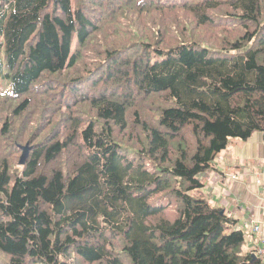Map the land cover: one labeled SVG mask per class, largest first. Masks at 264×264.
<instances>
[{
	"label": "trees",
	"instance_id": "16d2710c",
	"mask_svg": "<svg viewBox=\"0 0 264 264\" xmlns=\"http://www.w3.org/2000/svg\"><path fill=\"white\" fill-rule=\"evenodd\" d=\"M0 77V264H264L201 179L264 137V0H0Z\"/></svg>",
	"mask_w": 264,
	"mask_h": 264
},
{
	"label": "crops",
	"instance_id": "0c3cea01",
	"mask_svg": "<svg viewBox=\"0 0 264 264\" xmlns=\"http://www.w3.org/2000/svg\"><path fill=\"white\" fill-rule=\"evenodd\" d=\"M215 169L201 176L205 197L236 219L244 229L246 252H255L264 239V137L255 131L247 140L232 137L214 160ZM259 225L260 230H254Z\"/></svg>",
	"mask_w": 264,
	"mask_h": 264
},
{
	"label": "rangeland",
	"instance_id": "374dc122",
	"mask_svg": "<svg viewBox=\"0 0 264 264\" xmlns=\"http://www.w3.org/2000/svg\"><path fill=\"white\" fill-rule=\"evenodd\" d=\"M169 18H172L171 15H169ZM176 21L172 20V19H169L167 21H163L161 20L160 18H155L154 16L152 17H146L144 19H139L137 17L135 18H131L130 15H127L126 16V19L124 21H122V24H121V28L123 29L124 27L125 30H122L123 31V34H121V37L118 36L120 42L123 41V38H130L132 36V34L134 33V30L137 29L138 25L141 24L142 26H144L145 28L149 29L152 31V33L154 34H148L142 38L146 39V40H149V42H154L156 41V35H155V31L154 29L156 28L155 25L157 23H161L163 24L164 27H169V26H172L175 24ZM137 34V33H136ZM167 36H169L168 34H166ZM170 37V36H169ZM95 58H101L100 57H96ZM11 91V82L10 80L8 79H3L2 77H0V94H3V93H9ZM135 102H138L139 101V97L136 95L135 96ZM164 99L160 96L159 98L155 99V102H158V101H163ZM147 103H153L152 100L149 99V101H147ZM166 103V102H165ZM156 107H159V105L155 106ZM81 108L89 111L91 114H93L92 111H94V109H91L90 106L86 105V106H82ZM137 108V105H133L132 109H131V112L129 114L130 118L131 119H135L134 118V110ZM138 108H140V106H138ZM140 114L138 116V118L141 120V121H144V120H148V121H152V119L155 117L156 115V112L154 110H152V108H147V107H141L140 109ZM85 115V114H83ZM133 116V117H131ZM136 127L137 130L141 131L142 130V127L141 126H134ZM125 133H130V130H128L127 132ZM135 138H136V132L134 134ZM203 191H205V189H203ZM165 216L169 219H173L177 216V213H176V208L174 206H171L169 207L167 210H166V214ZM2 259V256L0 255V260Z\"/></svg>",
	"mask_w": 264,
	"mask_h": 264
},
{
	"label": "built area",
	"instance_id": "2783aa9c",
	"mask_svg": "<svg viewBox=\"0 0 264 264\" xmlns=\"http://www.w3.org/2000/svg\"><path fill=\"white\" fill-rule=\"evenodd\" d=\"M253 229L254 230H260V226L259 225H253ZM255 252H256L257 256L260 257L264 261V239H262V241L260 242V245L257 247Z\"/></svg>",
	"mask_w": 264,
	"mask_h": 264
},
{
	"label": "water",
	"instance_id": "95a60500",
	"mask_svg": "<svg viewBox=\"0 0 264 264\" xmlns=\"http://www.w3.org/2000/svg\"><path fill=\"white\" fill-rule=\"evenodd\" d=\"M22 155H21V159H20V164H24L25 163V160L27 159V156L29 154V150H30V147L28 145H25L22 147ZM224 212V210L222 211Z\"/></svg>",
	"mask_w": 264,
	"mask_h": 264
}]
</instances>
